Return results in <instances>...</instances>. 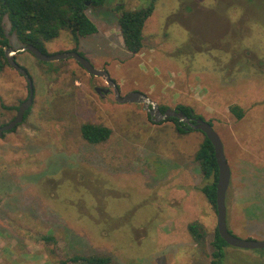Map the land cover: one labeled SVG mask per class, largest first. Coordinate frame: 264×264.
Instances as JSON below:
<instances>
[{"label": "rangeland", "instance_id": "rangeland-1", "mask_svg": "<svg viewBox=\"0 0 264 264\" xmlns=\"http://www.w3.org/2000/svg\"><path fill=\"white\" fill-rule=\"evenodd\" d=\"M117 1L88 8L98 32L79 40L78 53L106 70L121 96L185 105L211 123L230 169L228 231L264 242V0H157L137 55L123 47L111 9ZM122 2L134 10L149 0ZM3 28L9 47L22 48L6 19ZM74 48L68 32L45 44L49 55ZM15 59L34 93L26 119L0 138V264H59L75 254L111 264H210L217 218L194 160L204 136L152 123L140 104L117 103L105 80L73 59L43 63L28 52ZM27 97L25 78L5 65L0 127L17 111L3 107ZM84 123L109 128V139L87 144ZM193 222L206 232L204 249L187 231ZM220 264H264V250L226 246Z\"/></svg>", "mask_w": 264, "mask_h": 264}, {"label": "trees", "instance_id": "trees-1", "mask_svg": "<svg viewBox=\"0 0 264 264\" xmlns=\"http://www.w3.org/2000/svg\"><path fill=\"white\" fill-rule=\"evenodd\" d=\"M123 0L117 1L111 8L117 15V28L122 40L123 47L130 55H137L143 49V29L146 21L152 16L157 0H149L146 7L134 10H126ZM105 4V0H0V72L7 64L4 49L10 46L9 40L3 28V20L9 24V34L14 36L19 44L32 45L43 53H46L45 44L59 38L61 32H68L75 43L76 48L72 51L78 52L79 40L97 34L96 25L87 15L89 7L97 8ZM81 55V54H80ZM6 110L18 108L3 107ZM167 108L160 107L164 112ZM187 117L203 119L194 115L188 106H178ZM230 112L237 118L243 117V112L238 106H231ZM30 111V110H29ZM29 111L25 114L26 119ZM180 134L185 131L175 119H170ZM210 125L211 123L208 122ZM15 131L12 130L10 132ZM82 139L89 145L105 143L111 130L105 126L84 123L80 126ZM199 166L203 179L208 181L201 192L208 203L215 210V195L217 182V164L212 144L204 137L194 156ZM187 231L193 243L204 249L206 246V232L198 222L190 223ZM44 241H54L53 238H43ZM228 246L218 235L215 228L210 247L212 252L210 264H220L223 249ZM59 264H111V258L103 255H71Z\"/></svg>", "mask_w": 264, "mask_h": 264}, {"label": "water", "instance_id": "water-1", "mask_svg": "<svg viewBox=\"0 0 264 264\" xmlns=\"http://www.w3.org/2000/svg\"><path fill=\"white\" fill-rule=\"evenodd\" d=\"M28 52L37 61L43 63L57 62L66 59H73L77 62L90 76L99 77L105 80L108 87L112 89L115 101L119 104H140L143 106L144 111L148 114L152 123L168 122L170 119H175L185 131L200 132L212 144L214 149L215 160L217 164V182H216V195H215V212L217 218L216 229L219 237L230 247L246 250H264V242L240 240L234 237L227 228V207L226 195L230 185V169L227 163L224 148L221 139L207 121L200 118L191 119L187 117L179 109L167 108L164 112L160 111V107L153 102L146 94L140 92H131L121 96L117 84L111 79L106 70L95 69L83 56L78 52L70 51L49 55L38 50L32 45L24 46L20 49L14 50L10 47L4 49V56L7 64L20 75H22L28 84V97L18 107L15 117L9 123L0 127V138L7 132L14 130L17 126L24 121L25 114L30 110L33 102V86L32 80L27 71L22 68L15 59L17 54ZM95 91L100 94H106L109 89L96 88Z\"/></svg>", "mask_w": 264, "mask_h": 264}, {"label": "crops", "instance_id": "crops-1", "mask_svg": "<svg viewBox=\"0 0 264 264\" xmlns=\"http://www.w3.org/2000/svg\"><path fill=\"white\" fill-rule=\"evenodd\" d=\"M185 84L183 83L182 86H180L181 89V94L184 95V90H186V86H184Z\"/></svg>", "mask_w": 264, "mask_h": 264}, {"label": "flooded vegetation", "instance_id": "flooded-vegetation-1", "mask_svg": "<svg viewBox=\"0 0 264 264\" xmlns=\"http://www.w3.org/2000/svg\"><path fill=\"white\" fill-rule=\"evenodd\" d=\"M110 92L108 91L106 94H104L103 92H101L100 94H102V95H107V94H109ZM191 119H195V117L194 116H191L190 117ZM181 127H184V125H181V124H179ZM4 136V135H3Z\"/></svg>", "mask_w": 264, "mask_h": 264}]
</instances>
